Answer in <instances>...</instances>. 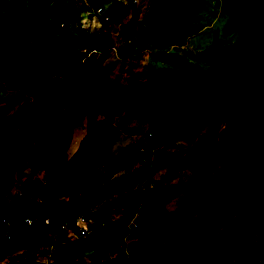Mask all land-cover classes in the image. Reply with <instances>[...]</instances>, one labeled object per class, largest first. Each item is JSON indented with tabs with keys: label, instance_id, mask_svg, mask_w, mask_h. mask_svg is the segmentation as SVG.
Masks as SVG:
<instances>
[{
	"label": "trees",
	"instance_id": "trees-1",
	"mask_svg": "<svg viewBox=\"0 0 264 264\" xmlns=\"http://www.w3.org/2000/svg\"><path fill=\"white\" fill-rule=\"evenodd\" d=\"M107 1L110 0H77L87 12H95ZM122 1L113 0L107 19L100 18L101 22L120 24L132 4V0ZM225 4L238 37L225 46L214 32L212 41L201 51L206 65L205 70L197 76L201 91L192 94L177 85L140 80L134 76H128L124 83H118L102 75L99 66L89 62L78 63L68 50L55 52L53 34L47 28H42L44 16L36 6V0H0V63L7 65L21 50L28 51L29 37H38L40 43L37 65L24 68L20 76L22 80L31 79L26 98L9 115L0 119V252L23 247L28 256L20 264H41L33 253L43 251L55 240L59 233L58 222L77 213H87L83 209L87 196L85 191L88 188L96 189L118 171L130 168L139 158L140 155L133 148L134 154L115 162L113 157L106 154L111 143L109 134L105 131L100 133L99 127L94 125L104 105L114 109L129 99L142 101L153 110L152 120L168 110L163 126L152 134L155 147L152 160L141 162L143 175L155 173L171 161L163 146L167 140H181L189 136L191 122L184 119L188 112L196 110L200 112L197 117H204L213 111L225 112L232 104L243 107V119L249 125V135L243 138L244 148L248 151L242 156L248 159V165L252 163L255 170L257 206L244 201L239 195L234 196L228 183L220 184L218 181L212 184L207 204L216 226L223 224L233 210L237 211L235 217L238 223L254 217L264 221V137L259 134L263 125L258 112L260 107L264 108V0H225ZM49 9L54 12L52 25L59 31H62L59 26L62 20L69 21L71 16L78 15L68 5L59 8L53 3ZM198 9L195 0H149L147 13L160 14L158 33L179 37L186 35L187 26L196 22ZM60 17L62 19L59 21ZM124 28L131 31L134 23L126 24ZM74 37H78L83 46H94L102 53L110 47L112 40L111 34L106 31L98 35H85L80 26ZM150 57L175 66L182 61L177 54L167 56L152 53ZM5 68L10 72L14 69L11 66ZM2 87L0 82V89ZM244 91L253 95L254 99H244ZM29 103L34 104V115L27 114ZM83 120L91 121L81 137L82 142L86 140L91 144V158L74 164L67 157L66 148L57 154L51 153L60 132L73 131ZM22 122L23 131L16 133L15 129ZM218 148V141L212 133H208L198 144L201 169L210 170L220 163ZM158 154L161 157L156 160ZM25 168L29 171L20 183L22 191L29 198L25 201L6 200L12 179H19ZM229 170L231 180L237 185L240 181L237 168L231 164ZM39 175L45 178V185L39 183ZM156 189L160 190V187ZM56 190L67 192V205L73 211L53 199L41 200ZM151 192L153 188L148 186L142 190H131L105 208L110 215L105 218L103 227L96 229L89 237L90 242L96 245L90 264H99L108 253L124 252L122 248L117 249L118 241L127 234L136 236L137 230L131 229L133 226L128 220L114 218L117 215L130 218L147 208L149 202L145 200ZM190 210L191 207L185 205L166 213L152 231L142 235L141 240L146 244L163 243L167 237L175 236L187 228L181 222ZM20 215L35 217L34 227L13 223L10 238L7 239L1 219H14ZM44 216L50 218L49 225L43 224L41 218ZM139 241L130 245L133 251L119 264H150V258L142 251L143 246ZM260 246L264 256V231ZM222 248L213 230H204L198 236L193 255L200 263L208 255L219 256ZM6 264H14V261ZM47 264L58 262L53 260Z\"/></svg>",
	"mask_w": 264,
	"mask_h": 264
},
{
	"label": "rangeland",
	"instance_id": "rangeland-1",
	"mask_svg": "<svg viewBox=\"0 0 264 264\" xmlns=\"http://www.w3.org/2000/svg\"><path fill=\"white\" fill-rule=\"evenodd\" d=\"M112 1L103 4L104 10L101 14L96 11H85L84 7L79 6L77 0H36V6L44 16L42 28H47L53 34L55 52L68 50L75 56L78 63L89 62L97 65L101 68L102 75L118 83H124L128 76H134L140 80L177 85L192 94H198L201 90L197 76L206 68L201 51L212 41L214 32L225 46H229L238 37L236 28L230 20L225 0H195L199 8L196 22L187 26L186 35L179 37L158 33L160 14H152L153 18L150 17L147 13L149 0L132 2L121 18L120 24L101 22L100 18L105 20L104 17L108 16ZM53 3H56L59 8L65 5L71 6L78 13L77 17L71 16L69 21L60 22L63 23L62 26L59 24L62 31L52 25L54 12L49 8ZM155 18L156 20L152 21ZM61 19L62 17L59 21ZM130 22L134 23V28L126 31L124 26ZM78 26L83 29L85 35H98L101 31L109 32L112 38L110 47L102 53L95 50L94 46H83L80 39L74 37ZM37 38L27 39L28 51L21 50L18 56L7 65L0 63V82L3 84L0 89V119L9 115L26 98L31 79L22 80L20 76L24 68L37 65V51L40 44ZM152 53L167 56L177 54L182 61L180 65L175 66L164 60H153L150 57ZM6 66L13 67V72L6 70ZM242 97L246 100L254 99V96L247 91L242 93ZM35 111L34 104L29 103L27 114L34 115ZM167 112L168 110H164L156 120H152L153 110L147 108L142 101L129 99L114 109L104 105L101 114L94 120V125L99 127L100 133L105 131L109 134L111 143L106 154L118 162L134 154V142L139 134L152 130L154 135L156 129L163 126ZM258 112L263 125L259 134L264 137V108L260 107ZM199 114L200 112L192 110L184 116L185 120L190 119L191 122L187 138L169 139L163 144L171 161L155 173L143 175L142 161L139 157L130 168L118 171L96 189L88 188L85 191L87 196L83 209L91 214L96 222H104L110 215L106 207L111 206L131 190H142L147 186L153 188V192L145 200L149 202L147 208L139 210L138 214L130 218L121 215L114 218L115 220L123 218L128 220L127 222L132 220L136 227L131 229H136L137 235L132 236L131 233L120 239L117 249L122 248L124 252L110 253L111 257L102 260L101 264H119L133 251L130 245L139 240L143 246L142 251L150 258V264H264L260 246L264 221L254 217L247 219L244 223H238L235 217L237 211L233 210L224 219L223 224L216 226L207 204L212 184L218 181L220 184L228 183V188L234 196L239 195L244 201L257 206L255 170L252 163L248 165L246 161L248 159L242 156L248 151L243 145V138L249 135V125L243 119L245 110L239 105L232 104L225 112L213 111L204 117H197ZM90 123L91 121L83 120L73 131L60 132L51 147V153L57 154L66 148L65 153L74 164L89 160L91 144L86 140L82 142L81 137ZM23 125L24 122L15 129V132H22ZM208 133H212L218 141L220 163L210 170H203L199 165L197 147ZM160 157L158 154L156 160ZM144 158L148 160V157ZM231 164L237 168L240 179L237 185L230 177ZM28 171L29 169L25 168L19 179H12L6 200L16 198L17 190L22 187L20 182ZM39 178L43 176L39 175ZM158 187L160 190L156 189ZM54 192L41 200L53 199L54 202L62 203L67 209L72 210L67 205V192L65 190ZM22 196L24 200L21 199V201L29 198L27 193ZM185 205L191 207L181 222L187 226L186 229L175 236L167 237L163 243L146 244L141 240L142 235L152 231L166 213ZM204 230H213V234L223 245L222 253L219 256L208 255L202 262L197 263L193 248L198 242V236ZM95 250L96 245L90 242V238L77 240L59 231L55 240L47 248L33 254L37 262L41 264H47L53 260H56L58 264H90ZM27 256L23 247L16 250L9 248L5 252H0V264L10 261L20 264V261H26ZM87 257L91 259L88 260Z\"/></svg>",
	"mask_w": 264,
	"mask_h": 264
},
{
	"label": "built area",
	"instance_id": "built-area-1",
	"mask_svg": "<svg viewBox=\"0 0 264 264\" xmlns=\"http://www.w3.org/2000/svg\"><path fill=\"white\" fill-rule=\"evenodd\" d=\"M135 2L136 0H132ZM103 7H98L96 9V13L101 14L103 12ZM104 19L106 20L107 17L105 16ZM63 23H61V26ZM152 130H147L142 134L138 135L137 140L134 142V148L137 150L139 157L141 158V161H150L153 158L155 147L152 142ZM143 157V158H142ZM144 157H148V160H144ZM103 167V165H101ZM39 183L41 185H45L46 181L44 178L39 179ZM17 196L14 199L17 200H24V197L22 196L25 194L22 189L17 190ZM42 219L43 224L49 225L50 224V218L48 216H44ZM36 218L31 216H18L14 219H7L2 218L1 222L4 225V235L7 239L10 238V229L11 226L14 224H17L19 226H27V227H34L36 223ZM129 224L133 227H136V224L133 223V221H129ZM104 225V222H96L94 217L91 214L88 213H77L75 215H72L68 218H65L63 220H60L57 224L58 230L60 232L65 233L67 236L74 238V239H85L89 238L94 234L96 229L102 228ZM110 253H108L106 258H110ZM104 258V259H106ZM88 260H90V257H87ZM102 259V260H104ZM102 260L99 262L101 264ZM107 264V263H103Z\"/></svg>",
	"mask_w": 264,
	"mask_h": 264
},
{
	"label": "crops",
	"instance_id": "crops-1",
	"mask_svg": "<svg viewBox=\"0 0 264 264\" xmlns=\"http://www.w3.org/2000/svg\"><path fill=\"white\" fill-rule=\"evenodd\" d=\"M150 17H152V18H153V16H152V15H150ZM153 20H156V18H155V19H152V21H153Z\"/></svg>",
	"mask_w": 264,
	"mask_h": 264
},
{
	"label": "clouds",
	"instance_id": "clouds-1",
	"mask_svg": "<svg viewBox=\"0 0 264 264\" xmlns=\"http://www.w3.org/2000/svg\"><path fill=\"white\" fill-rule=\"evenodd\" d=\"M133 2V1H132ZM103 7V6H102ZM104 8V7H103Z\"/></svg>",
	"mask_w": 264,
	"mask_h": 264
}]
</instances>
